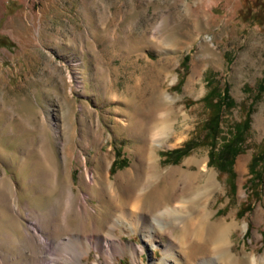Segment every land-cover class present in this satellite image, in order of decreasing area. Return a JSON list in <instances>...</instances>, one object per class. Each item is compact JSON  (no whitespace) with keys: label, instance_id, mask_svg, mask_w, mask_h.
Segmentation results:
<instances>
[{"label":"rangeland","instance_id":"374dc122","mask_svg":"<svg viewBox=\"0 0 264 264\" xmlns=\"http://www.w3.org/2000/svg\"><path fill=\"white\" fill-rule=\"evenodd\" d=\"M0 38V263L39 264L57 238L58 263L71 264L81 245L69 232L101 235L147 192L146 205L174 192L207 198L213 222L243 227L233 253L264 258V187L251 173L264 158V0H0ZM214 88L233 101L218 146L249 120L233 175L210 163L204 98ZM189 140V155L167 161ZM146 149L155 175L139 185ZM117 234L142 252L114 264L162 258L130 227ZM83 260L106 263L95 248Z\"/></svg>","mask_w":264,"mask_h":264},{"label":"bare ground","instance_id":"6f19581e","mask_svg":"<svg viewBox=\"0 0 264 264\" xmlns=\"http://www.w3.org/2000/svg\"><path fill=\"white\" fill-rule=\"evenodd\" d=\"M166 101H170L169 96H165L164 102ZM168 128L169 126L164 125L159 132H156L155 135L159 138H156L155 142L163 141L161 136L166 135ZM142 150L143 147L139 151ZM143 157L145 162L143 173L138 171L136 175L134 172L132 174L135 181L140 180L139 185L145 175H147L146 182L152 184L156 168L155 156L146 149ZM200 169V174L209 175L206 172V164ZM173 171L169 176L177 170ZM209 176L211 178L213 174ZM191 179L190 182H193ZM88 180L94 182L90 175ZM174 193L164 203L152 201L153 203L149 205H146L147 202L143 203V198L148 192L139 193L137 200L134 201L130 209L121 210L115 217V214L112 216L114 219L103 228L101 235L82 233L80 235L85 237L80 239L74 236L76 234L73 235L69 232L68 239L73 238L81 245V249L76 250V257L71 264H88L85 263L83 257L92 248L97 249L106 258L105 264H114V255L120 253H129L134 261H141L138 257L142 252V247L126 244L117 234L118 229L123 230V227L127 226L133 231L139 232L146 244L162 249V258L153 260V264H264V258L257 257L255 254H245L239 257L233 253L234 243L231 240V234L239 228L243 229L237 221L233 219L232 222L225 220L213 222V212L208 211V206L205 204L207 198L204 200V197L200 195L190 197L184 196V194L183 197H178L179 194ZM205 195L207 196V194ZM73 209L74 207H72L70 215H72ZM67 219L68 217H66L68 224L69 220ZM206 238H208L209 248L207 249L209 252L199 256L197 248L205 243ZM57 243V238L48 239L45 255L51 254V257L48 259L42 256L38 261L39 264H59L54 253L58 248ZM0 264L4 263L1 262ZM95 264L99 263L96 262Z\"/></svg>","mask_w":264,"mask_h":264},{"label":"trees","instance_id":"16d2710c","mask_svg":"<svg viewBox=\"0 0 264 264\" xmlns=\"http://www.w3.org/2000/svg\"><path fill=\"white\" fill-rule=\"evenodd\" d=\"M255 23H258L255 21ZM0 46H6L3 38H0ZM186 58L185 61H187ZM208 107L211 109V115L205 125L207 131V139H210V163L215 164L222 172L233 175V167L236 156L240 153V146L244 142L245 131L248 128L249 120H245L242 124L235 127V134L230 140L224 142L222 148L218 146L220 135L222 134L221 129V117L225 109L233 108V101L229 96L228 89L224 90V93H219L215 88L208 93L204 98ZM195 140L187 141L183 147L177 148L171 151L163 153L167 157V161L174 159V163H178L182 158L189 155L190 151L195 147ZM264 164L263 157H254L251 163V173H253L252 181L261 183L264 187V172L254 169L257 167L259 162ZM259 197L258 195L256 196Z\"/></svg>","mask_w":264,"mask_h":264}]
</instances>
